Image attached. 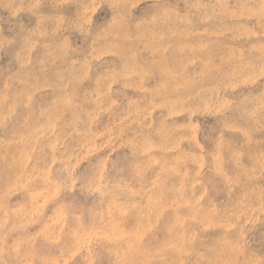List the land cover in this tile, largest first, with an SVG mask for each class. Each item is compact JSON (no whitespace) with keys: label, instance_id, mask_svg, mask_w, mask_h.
<instances>
[{"label":"rangeland","instance_id":"374dc122","mask_svg":"<svg viewBox=\"0 0 264 264\" xmlns=\"http://www.w3.org/2000/svg\"><path fill=\"white\" fill-rule=\"evenodd\" d=\"M0 264H264V0H0Z\"/></svg>","mask_w":264,"mask_h":264}]
</instances>
